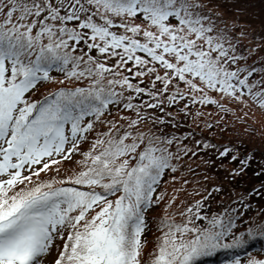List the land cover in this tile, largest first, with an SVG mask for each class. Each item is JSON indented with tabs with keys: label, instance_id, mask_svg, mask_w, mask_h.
I'll return each mask as SVG.
<instances>
[{
	"label": "snow or ice",
	"instance_id": "6c2138e0",
	"mask_svg": "<svg viewBox=\"0 0 264 264\" xmlns=\"http://www.w3.org/2000/svg\"><path fill=\"white\" fill-rule=\"evenodd\" d=\"M222 9L223 0H0V264H200L264 240V212L246 216L233 207L245 197L222 186L252 157L184 123L193 107L264 114V35L243 44L239 10ZM193 158L223 169L221 181L150 220L162 182L193 172ZM218 196L228 197L222 210L205 214Z\"/></svg>",
	"mask_w": 264,
	"mask_h": 264
},
{
	"label": "trees",
	"instance_id": "16d2710c",
	"mask_svg": "<svg viewBox=\"0 0 264 264\" xmlns=\"http://www.w3.org/2000/svg\"><path fill=\"white\" fill-rule=\"evenodd\" d=\"M223 8L226 9L230 13H236L237 10H239L238 15H240V18L243 21H246L248 24V29L251 31V38L253 36H261L264 35V0H223ZM264 57V54L261 55ZM252 59H256L252 58ZM44 94H47L49 91L46 88L41 90ZM216 96L215 93H211ZM40 94H37L34 99H39ZM206 107H213V106H206ZM205 107V108H206ZM197 108V107H193ZM192 108V109H193ZM195 119H192V116H189V118L184 121V123L190 125V130L193 131L197 137H206L205 133L202 132L203 126L205 125L202 123V125H198V127H195V123L197 122L198 116H193ZM183 120V118H181ZM236 119V118H231ZM209 123L213 124L214 127L209 129V132H214L216 130V135L219 137V139L214 140L213 142L216 143L219 146H234V148H237L235 144H233L232 139L235 137H240L237 135L238 133L231 131V127L236 125V120L231 121V126L226 128L225 131H222V128L224 126L220 125L217 126L215 129V123L213 121H210ZM197 124V123H196ZM227 132V134L225 133ZM249 134V133H248ZM241 140V139H240ZM246 138L244 139V141ZM258 140V139H255ZM259 141V140H258ZM86 148V146H85ZM243 156H249L252 157V159L249 161V166L244 172L243 175L238 176L235 180H224L223 182L225 184H229L230 190L225 188L226 190L230 191L233 196L237 191L244 190L245 193H251V195H246L248 197L249 201L245 199L244 206L241 207V205L238 202H233V207H235L238 211H242L246 216H256L257 213L264 212L263 208L259 207V200L262 196H264V193L257 194V191L260 190L261 185H264V169H262L261 166H264V145L261 146L257 144L254 147L251 146L247 141L243 144V149L239 155V157ZM76 159H80V157H76ZM196 159V158H193ZM229 164H233L231 161L228 162ZM65 167L69 170L68 174H71L73 171H76V169L72 164H65ZM192 168L194 169L193 172L190 173H183L186 179L189 181V184H192L193 191L200 188L201 185L207 186L209 183L215 184L219 183V180L222 178L223 173L216 168L215 166H212L209 168V166L205 165L202 160H199L197 163H195ZM64 172V169L62 168V173ZM205 173H210L212 175V181L208 182L204 180ZM217 173L220 175L218 176ZM245 173L251 175V177L247 176L245 177ZM259 173V174H258ZM47 178V177H45ZM257 182H254L256 181ZM253 183V184H251ZM251 184V187L249 190L247 188ZM163 191V190H162ZM203 195V193L201 194ZM228 200L227 196H224L223 198L217 197L215 201H209L207 203V207L204 210L205 214L209 215H216L218 212H220L224 206V202ZM194 202L193 199H189V203ZM248 202V203H247ZM165 205V202H164ZM157 207V206H156ZM163 215L155 214L153 210L149 211L148 218L150 220L156 221L162 218ZM236 219H239V217H236ZM148 239L149 241H153L155 237L148 233ZM152 247V244H151ZM264 240H255L250 242L246 248L244 249H237V250H231V251H222L216 254L215 259H221L223 256L228 255L229 253H233L236 255H241L242 257H247L251 253H260L264 254ZM244 255V256H243ZM241 256H238L241 258ZM264 258V256H259L256 259ZM215 261L212 257L207 258L206 260H203L200 262V264H213Z\"/></svg>",
	"mask_w": 264,
	"mask_h": 264
},
{
	"label": "rangeland",
	"instance_id": "374dc122",
	"mask_svg": "<svg viewBox=\"0 0 264 264\" xmlns=\"http://www.w3.org/2000/svg\"><path fill=\"white\" fill-rule=\"evenodd\" d=\"M222 10L225 12L226 16H232V13L228 12L226 9L223 8ZM244 22H245V25L248 24L246 21ZM243 26L244 25H242V27ZM249 33H250L249 38L244 39L243 44L251 46L257 41L252 40L250 30H249ZM262 54H264V50L259 52L260 56ZM249 62H251V60ZM46 89L53 90L55 89V86H49ZM210 95L215 99H221L220 97H217L211 93ZM205 107L206 106H202V107H197V108L192 109L189 116L193 117V116H197L196 115L197 112L201 113V115H198L197 117V122H196L197 124L195 123V127H198V125H202V123L205 125V124H208L210 121H213L215 123V129L217 128V126L222 125L224 126L222 128V131H225L226 128L231 126V121L236 120V125L231 127V131L233 130L234 132L238 133L237 135L241 136V138L235 137L232 139L233 144L237 146V148L235 149L239 150L236 152L237 156H239V154L241 153L243 149V144L245 143V141H247L253 147L257 144L260 145V143H261V146L264 145V114L260 113L259 111H256L254 115L252 113H248V115L245 116L243 110H237V108L233 107L232 105H229V107H233L234 114L222 113L215 106L206 107V108ZM237 117H239V119ZM231 118H236V119H231ZM202 132L205 133L206 138L212 142L214 140L219 139V137L216 135V133H218L216 132V130L214 132H209L208 128L203 126ZM225 133L227 134V132ZM245 138L246 140L244 141ZM255 139H258L259 141ZM199 160L201 159H197V158L193 159L191 161L192 166L195 163H197ZM236 167H238L237 164H234V163L229 164L228 162L226 163V168L232 171H235ZM219 170L221 171V173H223L224 171L223 169H219ZM177 176H178V179L176 181H173L170 177H166L165 181L162 183V185L164 186V189H162L163 191L162 190L160 191V192H166L167 194L166 199H165V205L168 203V200L172 198H176V203L173 205L171 209H168L169 213L177 211V206L181 205V202H185V206H186V204L189 203V199H193L195 201L201 198V196L189 195L190 193L194 192L192 188V184L188 183L187 185H183L184 190L182 191L181 186L183 184V180L186 179L187 177H185L183 173L177 174ZM220 181L221 179L219 180V182ZM251 184L249 185L247 190L250 189ZM222 186L230 190L229 186L231 185L225 184L223 182ZM234 195L245 196L246 193L244 192V190H242V191H237ZM165 205L163 201L161 208L157 209L156 213L164 216L166 214ZM259 207L263 208L264 210V196H262L259 200ZM148 248L151 249V243H149Z\"/></svg>",
	"mask_w": 264,
	"mask_h": 264
}]
</instances>
